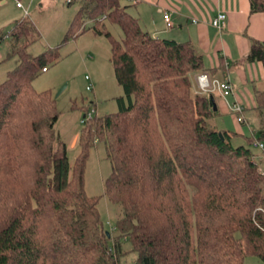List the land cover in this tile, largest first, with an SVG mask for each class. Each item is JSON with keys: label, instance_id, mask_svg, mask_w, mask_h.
Instances as JSON below:
<instances>
[{"label": "trees", "instance_id": "16d2710c", "mask_svg": "<svg viewBox=\"0 0 264 264\" xmlns=\"http://www.w3.org/2000/svg\"><path fill=\"white\" fill-rule=\"evenodd\" d=\"M122 1L83 0L63 42L93 21L90 29L111 39L124 89L118 112L83 123L74 163L55 129L56 100L34 87L59 47L32 55L40 32L28 19L4 36L17 65L0 83V264H122V237L136 264L264 261V173L250 148L264 145V92L256 132L235 144L237 133L211 124L212 95L193 89V76L208 71L203 54L190 41L154 37ZM250 3L264 12V0ZM107 22L121 27L122 41ZM248 59L264 66V42L253 41ZM98 142L112 164L104 194L123 208L117 236L104 226L101 196L86 191Z\"/></svg>", "mask_w": 264, "mask_h": 264}, {"label": "rangeland", "instance_id": "374dc122", "mask_svg": "<svg viewBox=\"0 0 264 264\" xmlns=\"http://www.w3.org/2000/svg\"><path fill=\"white\" fill-rule=\"evenodd\" d=\"M17 1H0V36H6L17 22L28 19L36 24L40 32L38 40L29 47L32 55L50 52L59 47V57L48 63L49 71L39 74L34 81V87L37 91L49 90L56 100L60 117L55 129L68 143L69 158L71 163H74L80 153V132L84 127L82 118L86 108H97L99 116L121 109L117 99L124 96V89L115 75L111 39L95 33L90 29L94 22L88 21L86 32L78 33V36L63 44L83 0H20L23 9L17 7ZM25 11H28V16ZM107 28L114 39L122 41L124 33L120 26L107 22ZM10 51V42L4 37L0 43V83L17 65L16 57L8 58ZM199 73L201 72L195 75ZM90 83L94 84L92 90L87 88ZM62 88L64 90L60 93ZM231 117L232 115L226 118L230 129L234 123ZM257 122L259 121H251V128L245 126V136L239 141L236 140L235 144L248 145L246 137H253L258 128ZM250 148L260 166L264 168L263 149L257 142L250 144ZM111 171L112 164L107 157L105 144L98 142L91 148L87 161L86 191L91 196H101L99 210L104 226L107 231L117 236L121 234L119 229H115L124 217L123 208L121 204L111 202L104 194L105 181ZM121 239L123 250L126 252L122 257V264H136L138 254L132 251L126 237ZM246 264H264V261L257 256L248 255Z\"/></svg>", "mask_w": 264, "mask_h": 264}, {"label": "crops", "instance_id": "0c3cea01", "mask_svg": "<svg viewBox=\"0 0 264 264\" xmlns=\"http://www.w3.org/2000/svg\"><path fill=\"white\" fill-rule=\"evenodd\" d=\"M122 5L127 6V11L154 37L192 42L203 54L208 70L204 72L231 82L233 94L224 96L219 89L208 93L216 104L211 122L220 131L237 133L235 141L244 137L245 126L251 128V121H259L257 94L264 92L263 63L248 59L253 41L264 42V12L253 13L250 0H123ZM165 13L170 14L171 27L165 20ZM220 13H225L227 18L224 26L217 28L212 20ZM196 76H193V89L198 92ZM234 104L244 107L243 123L238 122L233 112ZM230 115L234 120L231 129L226 122ZM261 170L264 173L263 167Z\"/></svg>", "mask_w": 264, "mask_h": 264}, {"label": "built area", "instance_id": "2783aa9c", "mask_svg": "<svg viewBox=\"0 0 264 264\" xmlns=\"http://www.w3.org/2000/svg\"><path fill=\"white\" fill-rule=\"evenodd\" d=\"M18 7H23V4L20 0L17 1ZM26 14H28V11H26ZM165 20L168 24V26H172L171 18L169 13H165L164 15ZM227 18V15L225 13H220L218 16H216L212 20V24L217 28H222L224 26V22ZM105 19V16L101 18V20ZM43 71H47V68H44ZM90 77H87L89 79ZM196 84L198 87V92L200 93H211L216 89H219L224 96H228L230 94L234 93L233 86L231 82L228 79L220 80L217 78L212 77L208 72H201L196 76ZM88 90L93 89V84L90 83L88 85ZM243 111L244 107L241 104H234L233 105V112L235 113L238 122L243 123L244 117H243ZM96 113V109H90L89 112H87L83 118L82 123H84L86 120L91 119L94 114ZM259 144L261 149H264V145L262 143L257 142Z\"/></svg>", "mask_w": 264, "mask_h": 264}, {"label": "water", "instance_id": "95a60500", "mask_svg": "<svg viewBox=\"0 0 264 264\" xmlns=\"http://www.w3.org/2000/svg\"><path fill=\"white\" fill-rule=\"evenodd\" d=\"M66 87V86H65ZM64 87V88H65ZM64 88H62L61 90H60V93L64 90ZM212 99L214 100V97H212ZM215 109H216V104H215Z\"/></svg>", "mask_w": 264, "mask_h": 264}]
</instances>
